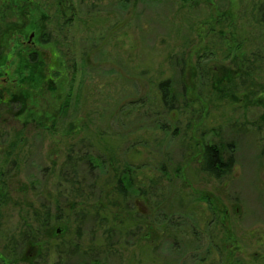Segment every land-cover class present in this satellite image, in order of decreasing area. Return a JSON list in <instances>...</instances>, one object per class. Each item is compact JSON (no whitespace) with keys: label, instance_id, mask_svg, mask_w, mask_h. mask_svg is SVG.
Returning a JSON list of instances; mask_svg holds the SVG:
<instances>
[{"label":"rangeland","instance_id":"1","mask_svg":"<svg viewBox=\"0 0 264 264\" xmlns=\"http://www.w3.org/2000/svg\"><path fill=\"white\" fill-rule=\"evenodd\" d=\"M263 2L0 0V50L29 26L45 82L1 77L0 264H264Z\"/></svg>","mask_w":264,"mask_h":264},{"label":"trees","instance_id":"2","mask_svg":"<svg viewBox=\"0 0 264 264\" xmlns=\"http://www.w3.org/2000/svg\"><path fill=\"white\" fill-rule=\"evenodd\" d=\"M23 1L30 2L31 0H23ZM25 6L21 7L19 12L25 17L28 15L29 21L32 22L33 20L31 19V15L26 10L27 8L25 9ZM36 7H37L36 11L39 12L41 8L38 6ZM258 11L261 13L260 20L264 23V2L259 6ZM28 28L29 26L25 28H20L16 26L15 28H10L9 31L4 32V34H6L5 42H7L10 45L9 46L3 45L4 47H2L0 50V71L2 70L0 73L4 74L0 76V92L2 90V87L5 85V80L11 78L12 87H15L17 91L20 90V92L21 91L24 92L27 97L32 96V98H34L36 95L39 94L41 95L43 93L45 82L40 83L39 81V75L37 73V71L39 70V65L37 64L39 55H37L38 54L37 52L30 50L29 47L30 44H28L27 41L28 36L26 33ZM40 36H41L40 40L42 42H49L50 36L46 32L44 33L42 32ZM42 50L44 49H40V51ZM11 64H15L14 66L15 69L10 66ZM1 77H8V78L2 79ZM37 85L39 88H37ZM170 85L171 84L169 81L163 82L160 85V89L163 91V98H164V102L166 103V106L172 108V102L170 101L169 98L173 99L175 98V96L171 92ZM16 89H13V91L15 92ZM14 92L11 93V96L15 94ZM0 97L3 99V95H1V93H0ZM8 97L10 98V95ZM69 159H71V157H69ZM88 162L92 165V169H97V166H99L102 169V171H104L103 164H105V162L99 163L97 159H93V158H90ZM97 163H99V165H96ZM234 163L235 161L233 159H229L228 161L223 157L221 148L218 145L209 144L203 148V170L208 174H210L211 176H214L215 178L220 179L227 176L231 171V168L233 167ZM134 184L135 183L132 176L128 173V171H125L118 179V190L122 195H127L128 192H132V191L135 193L137 192V189L134 188ZM1 194L2 191L0 187V196ZM200 199L208 201L211 206L213 205L214 202L215 203L214 205L217 206V201L216 200L213 201L210 195L201 196ZM50 219H51V214L48 213L45 222H43V226L47 229L51 227ZM26 240L24 244L28 243L26 242ZM35 243H36L35 241H31V246H33Z\"/></svg>","mask_w":264,"mask_h":264},{"label":"water","instance_id":"3","mask_svg":"<svg viewBox=\"0 0 264 264\" xmlns=\"http://www.w3.org/2000/svg\"><path fill=\"white\" fill-rule=\"evenodd\" d=\"M61 230H59V232H60Z\"/></svg>","mask_w":264,"mask_h":264}]
</instances>
